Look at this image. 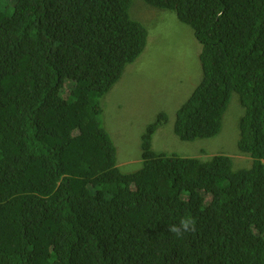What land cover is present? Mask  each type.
<instances>
[{"label": "trees", "instance_id": "obj_1", "mask_svg": "<svg viewBox=\"0 0 264 264\" xmlns=\"http://www.w3.org/2000/svg\"><path fill=\"white\" fill-rule=\"evenodd\" d=\"M7 1L0 264H264V0H139L173 14L200 45L201 80L175 111L173 134L218 136L235 94V145L252 163L152 151L167 119L159 112L132 174L116 166L100 101L150 47L135 0ZM186 214L195 232L167 231Z\"/></svg>", "mask_w": 264, "mask_h": 264}, {"label": "rangeland", "instance_id": "obj_2", "mask_svg": "<svg viewBox=\"0 0 264 264\" xmlns=\"http://www.w3.org/2000/svg\"><path fill=\"white\" fill-rule=\"evenodd\" d=\"M5 2H0L3 9H7ZM133 4L136 17L143 22L133 16L132 8L131 16L148 31L150 47L126 66L120 80L100 101V121L114 144L118 169L132 174L141 168V137L159 112L167 119L152 136V151L202 160L223 154L233 159L234 169L250 168L252 159L240 154L235 145L238 118L232 106L236 103L241 109L235 94L230 96L218 136L183 142L173 134L175 111L201 78L200 45L187 26H175L173 14L156 11L139 0ZM189 34L191 39H187Z\"/></svg>", "mask_w": 264, "mask_h": 264}, {"label": "clouds", "instance_id": "obj_3", "mask_svg": "<svg viewBox=\"0 0 264 264\" xmlns=\"http://www.w3.org/2000/svg\"><path fill=\"white\" fill-rule=\"evenodd\" d=\"M200 66V65H199ZM200 72H201V68H200ZM202 76V75H201ZM201 80V78H200ZM199 80V82H200ZM198 82V83H199ZM198 83L196 84V86L198 85ZM195 86V87H196ZM194 87V88H195ZM193 88V90H194ZM192 90V91H193ZM191 91V92H192ZM191 94V93H190ZM159 114V113H158ZM142 138V137H141ZM142 142V140H141ZM141 154H142V149H141ZM142 159V157H141ZM142 167V166H141ZM137 172V171H136ZM196 221L195 218H193L191 215L186 214L184 217H182L179 222L177 224H173L171 226H169L167 228V231L175 234L177 237H182L185 233H191V232H195L196 231Z\"/></svg>", "mask_w": 264, "mask_h": 264}]
</instances>
